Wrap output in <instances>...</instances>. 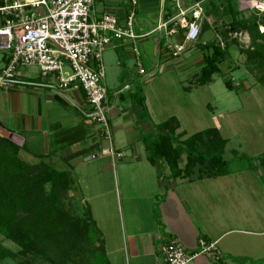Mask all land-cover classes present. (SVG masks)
<instances>
[{"label": "crops", "instance_id": "obj_1", "mask_svg": "<svg viewBox=\"0 0 264 264\" xmlns=\"http://www.w3.org/2000/svg\"><path fill=\"white\" fill-rule=\"evenodd\" d=\"M12 1L23 0H9ZM150 1L152 5L147 4ZM244 1L251 0H238L239 10L243 9ZM137 2V14L150 11V16L147 14L141 19L145 30L142 33L154 30L156 26L149 28V22L158 21L159 14L155 12L159 11V0ZM128 8L123 0H93L92 16L97 18L110 11L123 17ZM138 20L136 17V31L140 33ZM157 39L158 34L154 32L145 40L135 42L145 61L151 64ZM131 45L132 42H118L117 49L132 57ZM122 99L124 103L123 94L118 92L114 101L108 96L105 101L112 132L110 144L122 154L113 159L103 153L110 145L100 126L87 118L90 108L82 90H59L55 79L52 76L42 79L36 67L19 68L10 88H0V136L19 146V155L30 163L49 154L47 158L52 164L69 165L81 156L96 157L92 150L98 151L100 159L109 160L102 162L99 169L109 172L111 178L110 189L101 192L112 196L113 232L96 226L109 264H163L162 249L171 238L177 239L188 254H198L188 264H264V206L253 205L246 196L254 192L250 185L253 181L243 180L244 186L240 184L242 180L237 182L243 189L236 190L234 182L226 178L233 172L244 173L248 166L228 164L227 173L218 177L199 176L198 168L189 176L182 173L173 177L166 164L152 165L147 161L141 135L153 132L154 126L150 127L145 120L149 117H139V108L131 97L129 105L117 110L116 105ZM181 129L180 125L176 134L179 135ZM115 130L116 140L113 138ZM67 150L73 151L66 153ZM226 152L224 150V155ZM73 154L75 157L70 158ZM182 157L185 159V155ZM185 163L180 161L179 169L182 170ZM62 170L71 172L68 168ZM92 180V185L97 186L98 181ZM78 191L75 186L71 195L87 203ZM105 204L106 201L101 206ZM90 209L94 219L91 206ZM200 240L213 243L214 247L200 252Z\"/></svg>", "mask_w": 264, "mask_h": 264}, {"label": "trees", "instance_id": "obj_2", "mask_svg": "<svg viewBox=\"0 0 264 264\" xmlns=\"http://www.w3.org/2000/svg\"><path fill=\"white\" fill-rule=\"evenodd\" d=\"M203 6L204 15L208 18L215 16L216 20L212 23L203 21L200 37L215 27L217 19H221L224 25L217 29L224 41L237 45L238 39L233 35L239 29L246 32L250 45L241 52L246 55L245 64L257 70V83L264 86V21L260 22L254 16L264 15V12L249 10L253 15L241 17L245 12L238 9V0H204ZM171 13L166 12L164 18ZM260 26L263 27L262 32L258 30ZM163 36L168 39L164 33L160 35L158 61L161 56L179 57L167 51ZM136 41L132 42V47H136ZM226 41L225 44H217L213 39L202 44L207 54L199 70L198 85L208 84L212 75L220 71L219 65L225 60L230 46ZM111 49L118 51L117 46ZM132 54L138 71L137 63L141 62L142 53L137 56L132 50ZM138 75L144 77L139 71ZM224 86L229 90L234 89L230 80L224 81ZM130 97L140 110L139 117H143L147 113L145 100L139 98L137 92ZM179 127V121L172 116L156 124L151 136L141 135L147 161L152 165L166 164L173 177L182 173L189 176L195 168H198L199 176L225 175L228 168V161L224 158L227 140L220 131L208 128L180 139L176 134ZM19 152V146L0 136V235L19 248L13 251L0 247V260L15 259L19 264L36 261L52 264H109L90 206L84 200H77L79 206H74L77 211L81 208L80 215H74L69 210L70 204H73L69 201L73 197H70L73 190L70 171L57 169L48 160L49 154L30 163L22 159ZM182 155H185L186 163L181 170L178 163ZM258 162L264 169V152L258 157ZM90 258L94 260L89 261Z\"/></svg>", "mask_w": 264, "mask_h": 264}, {"label": "rangeland", "instance_id": "obj_3", "mask_svg": "<svg viewBox=\"0 0 264 264\" xmlns=\"http://www.w3.org/2000/svg\"><path fill=\"white\" fill-rule=\"evenodd\" d=\"M123 1L127 2V0ZM254 2L255 0H251V3ZM147 4L152 5V1ZM161 9L164 13L172 12V0H159V11L156 10L155 14L160 15ZM249 10L252 12L257 9H248L247 12L241 14V17H249L252 14ZM149 13L150 11L136 13L138 22L140 21L138 29L140 33L145 31L141 19L146 18ZM254 16L260 22L264 21V15ZM209 19L212 22L216 20L215 16L209 17ZM156 20L149 22V28L156 26ZM217 20L215 27L211 28L209 33L201 36L197 43L189 46L179 57L161 56L157 73L147 78L138 75L134 57L120 50L105 49L102 53V64L105 73L104 86L108 90L106 97L108 96L114 101L118 92L123 94L124 103L122 102L123 99L119 100L116 105L118 110L123 105H129L130 94L137 92V96L143 97L145 100L147 116L145 114L143 117H149L145 120L149 121L150 127L173 116L179 121L182 128L179 130L180 139H185L208 128H217L221 135L227 139L224 148L227 152L224 158L228 161L229 166L238 163L248 166V170H244V173L233 172L226 178L234 182L237 186L234 188L236 190L239 189L240 184L243 186L246 184L243 180L253 181L250 185L254 192L246 194V196L253 205L262 207L264 206V169L259 164L258 157L264 152V86L257 83V70L251 69L245 64L246 55L241 52L242 49L248 48L250 45L248 34L246 32L235 33L233 36L238 39L237 45L225 40L230 46L225 60L219 65L220 71L212 75L208 84L198 85L197 83L203 57L207 54L202 46L203 41L210 42L215 39L217 44H225L217 31L224 25L221 19ZM258 30L261 32L260 29ZM215 34L216 37L214 38ZM162 39L163 42L173 40V38L165 39L164 36ZM145 59L146 57L142 54L143 66L147 71H150L153 66ZM119 62L122 64L117 65ZM226 80L232 82L234 89L229 90L224 86ZM118 112L120 113V111ZM97 127L99 128V124ZM154 132L155 128L153 132L151 130L143 135L151 136ZM116 133L115 130L113 136L115 140L117 139ZM231 150H236L238 153L236 151L231 152ZM70 151L73 150H67L66 153H70ZM92 152L95 153L96 157L94 155L92 158L91 155L81 156L71 161L70 166L65 163H60L61 166L53 165L58 166L57 169H71L70 173L74 177L73 190L75 191V186H77L80 191L78 192L92 207L95 225L112 233L110 222V211H113L114 206L111 202L112 196L106 192H101L110 189L111 178L109 172H102L99 169L102 162L106 163L109 160L100 159L97 150H92ZM181 163H185L183 157ZM92 178L94 181H98L97 186L92 185ZM239 181H241L240 184L237 183ZM243 186L240 189H243ZM72 196L70 193V197ZM69 201L73 203L70 204V212L77 216L80 215L81 208L77 211L74 206L78 205L74 196ZM104 201L107 202L106 207L105 205L101 206ZM0 247L13 251L19 250L13 242L2 235H0ZM198 249L201 250L200 246ZM251 252H254V249ZM211 259L214 260V256ZM92 260L94 259L90 258L89 261ZM0 264H19V262L15 259L6 258L0 260ZM31 264L52 263L36 261Z\"/></svg>", "mask_w": 264, "mask_h": 264}, {"label": "built area", "instance_id": "obj_4", "mask_svg": "<svg viewBox=\"0 0 264 264\" xmlns=\"http://www.w3.org/2000/svg\"><path fill=\"white\" fill-rule=\"evenodd\" d=\"M0 88L9 89L19 68L36 67L42 79L52 76L59 90H82L89 105L87 118L100 126L109 141L103 149L113 159L122 157L110 144L111 130L105 106L107 90L102 53L115 48L116 42H133L157 33L153 68L146 72L142 61L137 63L140 74L147 78L157 73L158 42L164 33L173 38L164 43L172 56H179L200 39L204 20V0H172L173 11L164 18L161 9L156 28L137 33V0H127L128 10L123 17L105 11L92 16L93 0H0ZM241 10L264 12V0L244 1ZM261 32L262 27H259ZM133 52L139 56L136 47ZM200 252H207L213 243L199 241ZM163 264H188L198 254H188L182 244L171 238L162 249Z\"/></svg>", "mask_w": 264, "mask_h": 264}, {"label": "water", "instance_id": "obj_5", "mask_svg": "<svg viewBox=\"0 0 264 264\" xmlns=\"http://www.w3.org/2000/svg\"><path fill=\"white\" fill-rule=\"evenodd\" d=\"M240 32H241V30L239 29V30L236 31V34H240Z\"/></svg>", "mask_w": 264, "mask_h": 264}]
</instances>
